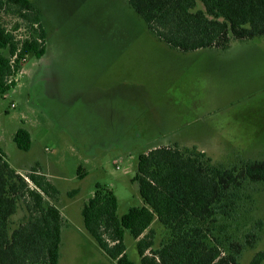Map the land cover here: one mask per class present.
Segmentation results:
<instances>
[{
    "label": "rangeland",
    "instance_id": "rangeland-1",
    "mask_svg": "<svg viewBox=\"0 0 264 264\" xmlns=\"http://www.w3.org/2000/svg\"><path fill=\"white\" fill-rule=\"evenodd\" d=\"M29 1L46 53L27 56L15 87L0 96V149L17 172L37 168L59 191V264H115L84 230L81 209L97 184L113 191L118 216L143 206L132 179L144 150L177 144L223 166L264 161V36L180 52L153 36L126 0ZM2 19L8 29L17 21ZM20 128L30 133L27 152L13 142ZM255 206L264 222V187ZM151 229L156 248L165 233L158 223ZM124 243L139 264L128 233ZM257 252L264 255V228L239 264Z\"/></svg>",
    "mask_w": 264,
    "mask_h": 264
},
{
    "label": "trees",
    "instance_id": "trees-1",
    "mask_svg": "<svg viewBox=\"0 0 264 264\" xmlns=\"http://www.w3.org/2000/svg\"><path fill=\"white\" fill-rule=\"evenodd\" d=\"M126 1L153 36L180 52L225 50L232 41L264 36V0ZM4 14L17 20L12 29L4 25ZM20 26L27 28L22 38L16 35ZM45 40L31 1L0 0V96L15 87L27 56L45 55ZM13 142L29 151V132L18 129ZM77 172L82 179L81 168ZM132 182L143 206L118 216L113 191L97 184L81 209L84 230L115 264H135L126 254V233L135 241L139 264H239L261 239L264 222L255 215V197L264 187V161L223 166L195 148L171 144L144 150ZM58 197L40 170L20 174L0 149V264H59L65 220L53 204ZM154 223L165 233L156 248ZM263 258L257 252L250 264Z\"/></svg>",
    "mask_w": 264,
    "mask_h": 264
},
{
    "label": "crops",
    "instance_id": "crops-1",
    "mask_svg": "<svg viewBox=\"0 0 264 264\" xmlns=\"http://www.w3.org/2000/svg\"><path fill=\"white\" fill-rule=\"evenodd\" d=\"M30 134V133H29Z\"/></svg>",
    "mask_w": 264,
    "mask_h": 264
}]
</instances>
